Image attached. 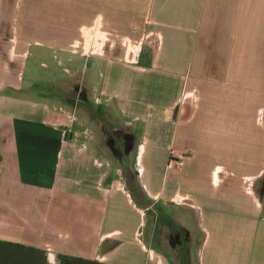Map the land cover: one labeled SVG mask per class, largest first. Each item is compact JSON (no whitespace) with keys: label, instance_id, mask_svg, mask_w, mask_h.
<instances>
[{"label":"crops","instance_id":"crops-1","mask_svg":"<svg viewBox=\"0 0 264 264\" xmlns=\"http://www.w3.org/2000/svg\"><path fill=\"white\" fill-rule=\"evenodd\" d=\"M31 46L138 128V196ZM195 263L264 264V0H0V264Z\"/></svg>","mask_w":264,"mask_h":264},{"label":"rangeland","instance_id":"rangeland-1","mask_svg":"<svg viewBox=\"0 0 264 264\" xmlns=\"http://www.w3.org/2000/svg\"><path fill=\"white\" fill-rule=\"evenodd\" d=\"M23 21V19H22ZM100 35V34H99ZM101 36H105V34L101 33ZM94 42L93 46H91L90 49L97 50L98 44H95ZM106 45H101L102 48H105ZM30 55L28 58L25 59V64L23 67V73H24V81L23 85L28 86H36L38 88L47 89L51 91L56 92H65L68 94L70 102H72L73 98L70 96L76 95L78 91V81L76 77L68 76L67 72L69 67V62H67L64 59L59 58L57 55L58 52H55V50H50V48H47V52H44L45 62L46 65H43L41 63V47L38 46H31L29 48ZM80 50V49H79ZM78 50V52H79ZM69 58L71 56H74L75 53L72 51H63ZM56 56V57H54ZM48 63V66H47ZM67 70V72H66ZM84 100H86L85 104H78L76 101H73V104H70L72 106L73 112L75 111V114L79 116L81 119H84L86 125L89 126L92 134L96 135H105V140H101L100 144L102 147H108L109 143L113 147H111L112 152L116 154V157L111 158L113 161V166L120 167L121 176L124 177L126 180L127 186L129 188L134 190L135 193H137L138 196V190H139V183L135 180V161L134 157H132V160L129 161V159L120 158L119 157V151H118V143L117 139L120 137H125L126 135H129V139H125L126 142L124 144L126 153H130V150H133L138 141L136 139V136L134 135L136 131H138V128L134 130L133 126L129 127L127 129H124L125 127H122V125H119L120 119L118 117H115V113L107 112L106 109H104L105 104L104 102H96L94 99H92L91 94L89 92H83L80 95ZM94 109L95 112H92L91 110ZM109 113V114H108ZM111 117V119H110ZM114 117V118H113ZM112 122L114 124L113 127H107V121ZM136 130V131H135ZM126 136V137H127ZM101 138V137H100ZM102 139V138H101ZM110 139H113L111 142ZM104 141V142H103ZM115 164V165H114ZM131 164V166H129ZM118 177V176H117ZM138 185V186H137ZM161 229V228H160ZM196 264V263H195Z\"/></svg>","mask_w":264,"mask_h":264},{"label":"trees","instance_id":"trees-1","mask_svg":"<svg viewBox=\"0 0 264 264\" xmlns=\"http://www.w3.org/2000/svg\"><path fill=\"white\" fill-rule=\"evenodd\" d=\"M127 136V135H126ZM128 137V136H127ZM126 142L124 141V144H125ZM124 144H123V146H124ZM135 180H136V182L138 183V181H137V179L135 178ZM138 186V185H137ZM139 192H141V188H140V186H139V190H138ZM138 192V193H139Z\"/></svg>","mask_w":264,"mask_h":264}]
</instances>
